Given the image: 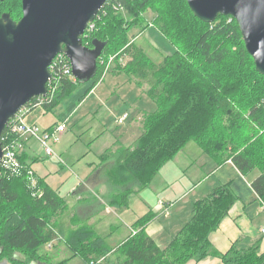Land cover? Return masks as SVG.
Masks as SVG:
<instances>
[{"label":"trees","instance_id":"trees-1","mask_svg":"<svg viewBox=\"0 0 264 264\" xmlns=\"http://www.w3.org/2000/svg\"><path fill=\"white\" fill-rule=\"evenodd\" d=\"M7 1L10 0L0 1V5ZM17 2V14L3 11L0 16L5 13L18 20L22 8L21 0ZM121 9L133 15L146 9L153 11L150 24L174 51L158 63L151 61L143 48L126 35ZM91 23L93 28L81 41L89 49L100 47L93 74L79 80L72 72L68 76L56 68L47 84V101L30 110L41 107L52 111L62 102L66 113L58 119L65 121L112 70L125 71L131 80L145 87L157 105L156 111L142 112V132L134 144L122 146L116 142L105 149L99 156L101 167L91 176L105 180L106 192L101 196L104 203L127 206L129 197L147 187L159 169L191 140L216 164L230 160L242 175L257 170L250 186L264 202V76L256 70L235 19L219 14L213 22H203L193 15L186 0H106ZM110 56H114V62L106 69ZM122 56L126 57L125 65L119 63ZM30 101L37 102L38 97ZM228 147L231 152L222 157ZM19 160L25 170L29 169L22 154ZM15 180H21L25 198L14 189ZM40 180L36 188L41 193L33 195L25 173L12 178L0 174V208H4L0 262L6 259L10 264H31L47 258L40 257L39 247L53 235L51 216L66 202ZM95 180H90V186L96 185L94 191L82 186L75 191L81 197L77 199L79 207L101 204ZM238 199L229 184L215 186L193 202L189 221L165 247L146 233L144 227L155 214L145 213L115 247L122 256L119 264H185L209 255L222 258L226 264H264V254L258 255L255 247L242 251L232 247L226 253L211 247L209 233L218 228ZM87 219L78 217L83 225L69 230L64 243L72 256L81 257L86 264H96L111 248L105 235L97 233ZM17 253H23L25 258Z\"/></svg>","mask_w":264,"mask_h":264},{"label":"rangeland","instance_id":"rangeland-1","mask_svg":"<svg viewBox=\"0 0 264 264\" xmlns=\"http://www.w3.org/2000/svg\"><path fill=\"white\" fill-rule=\"evenodd\" d=\"M3 11L17 14V0H10L4 5L1 4L0 13ZM119 12L123 23H125L124 27L126 26L127 29L126 35L136 45L143 48L151 61L158 63L162 60L163 56L171 54L174 51V47L150 24L154 17L153 11L146 9L141 13L138 12L136 15L129 14L124 9L119 10ZM145 25H148V27H144ZM233 49L236 50V47H233ZM144 88L131 80L125 71L117 72V70H112L111 72H107L101 81L67 117L65 120L66 130L59 135L58 141L50 143L53 155L45 154L43 148L35 138L25 139L23 143L24 148L20 154L24 156V161L29 165V169L35 176L34 178L36 180L41 179L45 185L64 199L67 205V207L65 205L66 208H59V210L57 209L52 214V221L50 222L53 226V235L48 240V244H43L39 247L40 257L46 256L47 258L43 257L39 261L35 260V264H55L56 261L60 260H62L60 264H86L84 259L79 256H72V252L69 249H64L60 245L61 242H65L66 234H68L71 227L83 225V222L73 219V217H76L75 214L77 215L75 208L78 207L76 205L77 198L75 191H78L81 186L86 189L92 188L94 191L93 184L92 186L87 184V187L84 183H87L94 172L101 167L99 156L105 149L110 148L112 145H117V143L122 146L134 144L142 132L139 120L140 114L144 111L154 112L157 109V105L148 97ZM58 105L61 107L52 111H46L41 107H37L26 113L24 120L35 123L41 131L46 130L50 126L60 123L61 121L58 119L59 115L66 113L62 102ZM26 146L27 153H25ZM196 148H199L200 155L197 154ZM229 152H231V148L228 147L222 152V157H225ZM191 153L196 156L193 162H191L192 165L188 162V157H191ZM182 154L184 157L176 159L175 163H168L169 165L165 167L162 166L157 172L156 180L164 178L166 174H179L183 178L185 176L193 178L202 172L203 158L207 155L196 142L189 141ZM257 173V170H253L247 174V178L250 179L257 175ZM15 182L17 184L13 186L14 189L25 198L20 187L21 180H15ZM95 182L98 185L99 200L103 202L101 205V219L99 220V213L94 216L97 223L96 231L101 235H105V237L110 232L109 236L113 235L115 243L125 238L128 231L132 229L128 230V227L132 226L137 217L146 213L147 206L154 212L161 210L162 206L157 204V200L158 198H162V194L154 187L146 188L141 193L131 197L127 207H115L113 209L114 206L105 204L101 197L106 192L102 187L103 185L106 187L105 180L98 178ZM187 189H189V186ZM142 194L146 198L147 206L141 200L143 198ZM187 198L185 197L180 204L184 205L188 200ZM163 208L165 209V207ZM3 210L4 208H0V224L3 218ZM87 211L84 208H80V216L84 217ZM167 213L164 212V214ZM150 230L151 227L150 229L148 228V231ZM152 231L156 235L159 245L164 247L168 242L165 238L166 235L163 234L164 231L162 229L159 231L157 225H154ZM50 244L55 248L49 249ZM110 244L111 247L114 246L112 242ZM59 249L60 256L57 255ZM52 254H55V261L48 260L52 258ZM17 255L25 258L23 253H17ZM92 255L95 257L97 254ZM4 260V262H2L3 260L1 261V264H10L8 260ZM121 260L122 256L119 252L114 251L109 256H101L95 263L119 264L117 261Z\"/></svg>","mask_w":264,"mask_h":264},{"label":"water","instance_id":"water-1","mask_svg":"<svg viewBox=\"0 0 264 264\" xmlns=\"http://www.w3.org/2000/svg\"><path fill=\"white\" fill-rule=\"evenodd\" d=\"M105 1L21 0L18 20L5 13L0 16V136L23 105L46 95L49 65L57 54L66 55L79 80L93 74L100 47L89 49L81 36ZM186 2L203 22L211 23L219 14L234 18L256 70L264 76V0Z\"/></svg>","mask_w":264,"mask_h":264},{"label":"crops","instance_id":"crops-1","mask_svg":"<svg viewBox=\"0 0 264 264\" xmlns=\"http://www.w3.org/2000/svg\"><path fill=\"white\" fill-rule=\"evenodd\" d=\"M186 145L172 159L168 160L163 165V167L169 165L168 163H175L174 161L178 158H183L184 156L182 153ZM25 148H26L25 153H27L28 151L27 146ZM196 152L198 155H200L199 148H196ZM190 156L191 157H188L189 159L188 162H190L189 164L192 165L191 162H193L196 156L193 153H191ZM201 167L203 169L202 172L199 175L194 176L193 178L189 176H185V178H183V176L179 174L178 175L166 174L164 178H160L159 180H156L157 179L156 177L158 175L156 174V176L152 179L150 184L144 188L146 189V188L154 187L157 191H159L162 194V198H158L157 200V204L162 207L161 210L157 212H154L151 208H149V206H147L148 203H146L145 200L146 198L144 194H142L143 198H141V200L143 204L148 208L146 213L152 211L155 214L154 218L151 219L144 227L146 233L149 236H151L159 245V243L157 242L158 239L152 231L154 225H157L159 231L160 229L164 231L163 234L166 235L165 238L169 242L171 237L177 231H179L186 222L189 221L191 217V207L194 201L205 195L207 192H209L210 189H213L217 185L229 184L232 191L238 196L239 199L230 208L227 216L221 221L218 228H216L214 231L209 233L208 238L211 243V247L213 251H217L220 253H226L232 247H235L240 251L255 247L257 249L258 255L264 254V234L261 233L260 231V229L264 227V202H261L260 198H258V196L255 194V192L250 186L251 180L256 175L249 179L247 178V175H242L230 160H227L221 164H216L215 160L209 155L204 156ZM91 179L95 180L94 177H91ZM90 180L87 181L88 184H90ZM188 186L189 189H187ZM93 187H96V185L93 184ZM102 187L104 190H106V187L104 185ZM144 189L132 194L129 197V199L141 193V191H143ZM185 197H188L187 202L184 205L180 204V202L182 203ZM76 198L79 199L81 197L80 195H78L76 196ZM91 204L93 203L90 204L88 203L84 207H79L78 203H76L78 207L75 208V211L77 212L78 216L76 214L75 216L82 219L84 218L86 219L88 217L87 219L88 224L92 225L96 230L97 223H96V219H94V216L98 215L99 213V220L101 219L102 212L101 209L100 210L98 209V207L102 205V202L101 204H95V203H94L95 205H91ZM163 207H165V209ZM80 208L82 209L84 208L88 210L86 215H84V217H81L79 214ZM114 208L115 207H113V209ZM168 211L169 213H167ZM164 212L167 214H164ZM76 217H73V219H78ZM139 217H137V219ZM150 227L151 230L148 231V228L150 229ZM72 228L74 227H71L69 230H71ZM128 228H129L128 230H130L132 226ZM129 233L130 231H128V234L125 236V238L129 235ZM109 234L110 232L108 233L107 237H105L108 246L111 248L109 253L107 254L108 256L110 255L111 252H114L115 247L125 239L124 238L122 241L115 243L113 241V235L109 236ZM110 241L113 243L114 246L111 247ZM168 242L166 243V245L168 244ZM50 245L51 246L49 249L55 248L53 247L52 244ZM60 245L63 246L64 249L65 248L68 249L64 242H61ZM61 250L63 251V249ZM57 255L60 256V249L58 250ZM51 257H52L51 259H48L49 261L56 260L54 259L56 258L55 254H52ZM4 261L5 260H3L2 262ZM61 261L62 260L56 261V263L60 264ZM35 263L36 262H34L33 264ZM185 264H226V263L220 257L209 255L200 260H189Z\"/></svg>","mask_w":264,"mask_h":264},{"label":"built area","instance_id":"built-area-1","mask_svg":"<svg viewBox=\"0 0 264 264\" xmlns=\"http://www.w3.org/2000/svg\"><path fill=\"white\" fill-rule=\"evenodd\" d=\"M92 28L93 24L89 22L82 36L85 37L86 32L90 31ZM64 57L67 60H65ZM113 62L114 56L107 58L105 63L106 69H109ZM119 63L121 65H125L126 57H119ZM56 68H60L64 74L70 76V72H72L71 64L64 53L57 54L49 65L51 77L48 79L47 84H49V82L53 79V74L56 72ZM51 90H53V88ZM37 97V102L29 100V102L23 105L14 114V116L8 120L4 127V134H1L0 136L2 147V156L0 158V174L6 178H12L25 173L28 179V185L33 190V195L35 193H37V195L41 193V191L36 188L37 180L34 178L35 176L33 172L30 169L25 170L24 166L19 160V154L24 148L23 143L25 142V139L35 138L43 148L45 154L53 155V150L51 149L50 143L58 141L59 135L66 130L65 121L55 124L50 130L41 131L35 123L26 122L24 120V115L31 111L30 108L40 105L42 101H47L46 95ZM260 231L264 234V227H262Z\"/></svg>","mask_w":264,"mask_h":264}]
</instances>
